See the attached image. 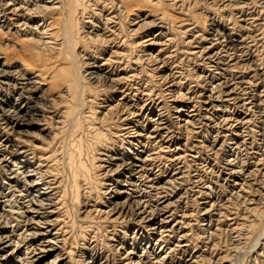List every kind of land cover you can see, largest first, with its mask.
<instances>
[{
  "label": "bare ground",
  "instance_id": "1",
  "mask_svg": "<svg viewBox=\"0 0 264 264\" xmlns=\"http://www.w3.org/2000/svg\"><path fill=\"white\" fill-rule=\"evenodd\" d=\"M210 1L206 30L189 0H0V264H71L68 198L80 264L102 233L111 264H199L198 214L211 258L226 227L264 259V0Z\"/></svg>",
  "mask_w": 264,
  "mask_h": 264
},
{
  "label": "rangeland",
  "instance_id": "2",
  "mask_svg": "<svg viewBox=\"0 0 264 264\" xmlns=\"http://www.w3.org/2000/svg\"><path fill=\"white\" fill-rule=\"evenodd\" d=\"M197 1V2H196ZM193 2V3H192ZM211 1L210 0H189V2H187L186 3V7L187 6H189L190 8H188V10L190 11V12H193V13H195V15L196 14H198V16L199 17H201V21L202 22H205L206 21V24L205 25H207V26H205L206 27V30H208L210 27H209V24H210V22L208 23V18H206L207 16H210V14H209V12H211L212 13V10H208V8H207V4L208 3H210ZM194 3H196L197 4V6H196V4H194ZM199 3H201V4H199ZM206 3V4H205ZM222 2H217V4L216 5H220ZM192 5H194V6H192ZM194 7V8H193ZM206 7V8H205ZM191 9V10H190ZM205 9V10H204ZM197 10V11H196ZM207 10L209 11L208 13H207ZM172 12V11H171ZM229 11H226V12H223L222 14L225 16L227 13H228ZM173 13V12H172ZM171 13V14H172ZM221 13H219L217 16H219ZM203 15V16H202ZM198 17V18H199ZM203 18V19H202ZM204 18H205V20H204ZM177 40H179V39H177ZM180 41V40H179ZM179 41H177V42H179ZM2 42V41H1ZM178 47L177 48H179V49H181L180 47H182L181 45H177ZM264 47H262V50L260 51L261 53V55H260V57L262 58V60H261V58H260V62L262 63V70L264 69ZM76 54H77V51H74ZM16 55H20L19 53H17ZM78 61H80V62H78ZM78 64H80L81 63V61L82 60H80V59H78ZM65 63L66 62H63V64L61 63L60 64V66H63V65H65ZM67 64V63H66ZM80 67V66H79ZM81 72V71H80ZM157 89V88H156ZM100 111V110H99ZM98 111V112H99ZM172 120H173V123H175V119H173L172 118ZM173 131H174V133H175V140H174V143H173V148L174 147H179L180 149L182 148L181 146H183V144L185 143V138H186V133H183V130H177L176 129V126H175V128H173ZM51 137H52V135H50V137H49V139H46V141H44L45 143H50L51 141ZM63 137L65 138V143H64V139H63ZM63 139V140H62ZM57 145L55 144V145H50V150H47V152L46 151H44L43 153L44 154H48L49 155V153L50 152H52V151H54L55 149H57L58 147H60V148H58V149H60L61 150V148H62V150L63 151H65L66 150V146H65V144H67L66 143V136H59L58 138H57ZM56 141H55V143H56ZM41 143H43V144H45L44 142H43V140H41L40 141ZM59 144V145H58ZM55 146H58V147H56L55 148ZM51 148H55L54 150H52ZM57 149V150H58ZM212 164V163H211ZM60 165V166H59ZM58 165V167L56 166V168L55 169H60V171H59V169H58V171H59V174H61V175H59V177L63 180V183L65 182L64 180H65V176H67V173L66 174H64L65 172H67L66 170H64V168H62V165L61 164H59ZM188 167V166H187ZM194 167V166H193ZM187 169V168H186ZM62 171V172H61ZM65 171V172H64ZM101 173L99 172V174H98V176L100 175ZM64 176V177H63ZM211 176V175H210ZM210 176H208V175H206V178H208L210 181H211V179L212 180H216V179H213V176H211V178H209ZM100 179L99 180H101V176L99 177ZM218 185H219V188L223 185V181H222V179L220 180L219 179V181H218ZM184 189V188H183ZM221 189H222V187L220 188V190H219V194L221 193L220 191H221ZM182 193V192H181ZM221 195V194H220ZM67 200V199H66ZM65 200V201H66ZM68 200H69V198H68ZM68 200L65 202V207H66V210H68L67 212V214L68 215H66V217H68L67 218V220H65V225L67 226H65V228L66 229H64V230H67L66 231V233H64V237H65V239H67L66 240V243H65V249L66 250H70L71 252H70V258H72L73 259V257H74V259L72 260L71 259V264L73 263V264H80L78 261H81V259H83V258H79V257H77V256H79V249H75L76 251H74V249H72L71 250V247H73V242H74V240L76 239L77 241L80 239L79 238V233H83L84 231L83 230H81V229H83V228H85V226L87 227V224L89 223H91V221L89 220V222H88V220H86V219H83V217L85 216V214H81L85 209L82 207V205L80 204V203H78V205L79 206H77V203H71L70 204V200H69V202H68ZM80 201L82 202L83 201V199H80ZM68 203V204H67ZM74 204H76V205H74ZM75 206H77L76 208H75ZM191 205L189 204V209L190 208H192V207H190ZM243 205H240V203H238L236 206L234 205L233 206V209L235 210V212H237L238 210L241 212H237V215H240V214H242V211H243V207H242ZM79 207V208H78ZM236 207H237V209H236ZM242 207V208H241ZM242 210V211H241ZM234 212V213H235ZM197 215V214H196ZM200 214H198L197 216H193L192 218H191V222H190V228L192 229V233H194V235H193V237H195L194 238V244H196V245H198V253L203 257L204 256V259H202V261H201V263H199V264H209V260L211 259V261H213V262H215L216 261V256H218L219 255V257L221 256V255H228L229 257H231V256H234V257H239V258H241V261H242V264H248L249 262L251 263L252 261H250V258L252 259L253 258V254H251V253H248L247 251H249L248 250V246H249V244H248V246H247V243H248V241H247V243H246V245L244 244V245H240V246H238V250L239 251H237L238 253H235L236 251H234V249H233V247L235 246V245H237V243H239V242H237V233H236V235L235 234H230V232L228 233V232H226V231H224V229L226 228V227H224V229H223V227H222V230L221 231H219V238L216 240V242L218 243V245H217V243H216V247H214V249H215V251L213 252V254H212V258H211V255H209V250H205V248H204V246L205 245H207V244H205L204 243V240L202 239L204 236H201V233H200V231L202 230V227H200L201 225H203L202 224V222H200V216H199ZM200 217V218H199ZM84 220V222H82ZM86 220V221H85ZM238 220V221H237ZM236 220V222L237 223H239L240 224V218H238ZM66 221H67V223H66ZM70 223V224H69ZM72 223H74V224H72ZM93 223H97L98 225H96L95 226V228L96 227H98L100 224H99V222H93ZM88 224V225H89ZM227 224H232V222L230 223V222H227ZM261 222L259 223V222H256V226L255 227H257V228H255L254 229V231L252 232V234H251V239L252 238H254V235L255 234H257V231L260 229V227H261ZM258 225V226H257ZM71 226V227H70ZM69 227V228H68ZM122 227V226H121ZM116 228V231H117V233H118V235L119 236H121L120 234H119V231H121V232H123V229L122 228ZM259 228V229H258ZM94 230V229H93ZM78 231H80V232H78ZM88 231V230H87ZM87 231L85 230V233L87 234L86 235V237L89 239V237H88V235H90V233H91V230H90V232H88L87 233ZM107 231H110L109 229L107 230ZM132 230H131V228H130V232H131ZM198 233V234H197ZM84 234V233H83ZM105 233H102V236H101V234L99 235V237L97 238V240H96V243H97V247H96V251H97V253L100 255V254H106V256L108 255L109 256V259H108V262L111 264V258H112V254H114V252L113 251H110V252H107L109 249H107V248H105V246L104 245H106L105 244V242H107V239L105 238L106 236H108V238H109V236H110V234L108 233H106L105 235H104ZM128 234H129V232H128ZM230 234V235H229ZM67 235V236H66ZM104 235V236H103ZM198 236V237H197ZM77 238H79V239H77ZM86 238V239H87ZM88 239H87V241H88ZM106 239V240H105ZM251 239H249V240H251ZM196 240V241H195ZM68 243H69V245H68ZM78 243H79V248L80 247H82L81 245H80V243L81 244H83L84 242H82L81 240H79L78 241ZM72 246H71V245ZM85 244V243H84ZM102 244H104V245H102ZM111 244H114V243H111ZM233 244V245H232ZM102 245V246H101ZM92 246H94V244L92 245ZM115 246V245H114ZM207 246H210V244H208ZM104 247V248H103ZM247 247V248H246ZM70 248V249H69ZM103 250H105V251H103ZM107 250V251H106ZM206 251V252H202V251ZM67 252V251H66ZM73 252V253H72ZM101 252H103V253H101ZM105 252V253H104ZM234 252V253H233ZM245 252V253H244ZM109 253V254H108ZM110 253H112V254H110ZM218 253V254H217ZM234 254H236V255H234ZM73 255V256H72ZM103 255V256H104ZM111 255V256H110ZM101 256V255H100ZM242 256H244V257H242ZM89 257V253H88V256H85L84 258H88ZM243 258V259H242ZM75 259H76V261H75ZM80 259V260H79ZM98 259H99V261H100V259H101V257H98ZM209 259V260H208ZM213 259V260H212ZM260 260H261V262H260ZM210 261V262H211ZM262 261L264 262V259H261V258H259V260H256V262H258L259 264L260 263H262ZM98 262V261H97ZM213 262H211V263H213ZM247 262V263H246ZM214 264V263H213Z\"/></svg>",
  "mask_w": 264,
  "mask_h": 264
}]
</instances>
